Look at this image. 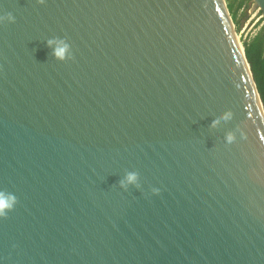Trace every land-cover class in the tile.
Masks as SVG:
<instances>
[{"label": "water", "instance_id": "95a60500", "mask_svg": "<svg viewBox=\"0 0 264 264\" xmlns=\"http://www.w3.org/2000/svg\"><path fill=\"white\" fill-rule=\"evenodd\" d=\"M7 13L0 193L17 203L0 264H264V101L227 0H0Z\"/></svg>", "mask_w": 264, "mask_h": 264}, {"label": "clouds", "instance_id": "9594fccd", "mask_svg": "<svg viewBox=\"0 0 264 264\" xmlns=\"http://www.w3.org/2000/svg\"><path fill=\"white\" fill-rule=\"evenodd\" d=\"M15 16L12 13H7L0 15V24L2 23H15ZM48 47L51 49L52 56L59 61H65L70 56V45L62 39L54 38L48 41ZM231 119V113H225L222 116L216 117L213 121V124H219L222 120L227 121ZM228 142H231L234 137L232 134H229L226 137ZM139 185V176L137 173H128L124 179L121 181V187L127 188L128 186H138ZM17 201L12 195H5L0 193V216H6L7 213L14 209Z\"/></svg>", "mask_w": 264, "mask_h": 264}, {"label": "trees", "instance_id": "16d2710c", "mask_svg": "<svg viewBox=\"0 0 264 264\" xmlns=\"http://www.w3.org/2000/svg\"><path fill=\"white\" fill-rule=\"evenodd\" d=\"M227 1L235 24L239 26L246 17L245 13L241 11L251 0ZM244 45L255 81L264 101V27L249 41L244 42Z\"/></svg>", "mask_w": 264, "mask_h": 264}, {"label": "rangeland", "instance_id": "374dc122", "mask_svg": "<svg viewBox=\"0 0 264 264\" xmlns=\"http://www.w3.org/2000/svg\"><path fill=\"white\" fill-rule=\"evenodd\" d=\"M246 17L242 23L237 26V32L243 42L249 41L264 27V18L259 10H254L252 2L249 1L247 6L241 11Z\"/></svg>", "mask_w": 264, "mask_h": 264}]
</instances>
